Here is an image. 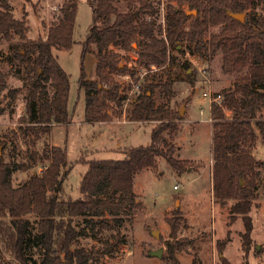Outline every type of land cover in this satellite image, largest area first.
I'll list each match as a JSON object with an SVG mask.
<instances>
[{
    "label": "trees",
    "instance_id": "1",
    "mask_svg": "<svg viewBox=\"0 0 264 264\" xmlns=\"http://www.w3.org/2000/svg\"><path fill=\"white\" fill-rule=\"evenodd\" d=\"M9 1L0 0V36L11 44L12 57L25 65L28 72L29 93L20 130L32 136L34 145L49 137L55 126L71 120L70 77L54 50H69L74 44L78 0H64L58 9V22L48 29L45 38L35 41L27 40V19H16ZM116 2L88 0L92 24L82 43V59L89 54L95 56L96 79L87 77L82 63L78 87L85 96V121L93 124L109 121L112 104L122 108L128 99L114 77L128 73V68L111 46L124 52L134 51L142 68L154 70L168 63L169 43L185 40L195 43L199 50L206 29L220 28L210 36L209 53L223 54L225 72L235 75L236 81L231 91L215 95L221 96V100L210 106L213 197L221 206L234 202L230 218L233 223L237 218L243 220L242 248L248 258L254 228L250 215L252 201L264 170V163L252 154L258 135L251 121L264 109V0H188L189 11L169 5L165 29L158 23L160 9L150 0H142L136 12H120ZM259 7L262 12L257 11ZM193 11L197 14L190 15ZM236 14H245V20H236L232 16ZM189 20L190 29L184 32ZM14 36L21 41L14 43ZM135 75L131 72L132 77ZM137 86L139 91L132 97L127 112L133 122L156 124L151 143L127 148L126 159L121 161L88 162L80 183L82 196L77 200L63 196L64 179L70 172L65 149L46 144L42 153L27 150V156L33 161L38 159L44 171L33 174L25 184L14 186V172H27L32 165L5 158L8 144L0 141V264H32L30 254L34 248L40 253L38 264H96L110 253L73 246L86 236L98 239V233L104 230L115 231V242L108 244V248L124 244L123 240H116L117 229L125 224L124 217L135 214L140 207L134 191L135 176L144 170L156 171L160 159L179 175L191 169V162L181 158V148L175 141L183 128L179 110L156 106L152 85L146 91L140 81ZM6 90V75L0 69V94ZM8 94L15 99V91ZM256 127L264 142V120L257 121ZM30 215L37 219L36 235L26 218ZM77 219L84 224L79 230L74 226ZM168 223L170 237L175 238L186 222L180 210H175ZM225 246V241L219 243V249ZM169 259L180 264L174 256ZM222 264L230 262L225 259Z\"/></svg>",
    "mask_w": 264,
    "mask_h": 264
},
{
    "label": "rangeland",
    "instance_id": "2",
    "mask_svg": "<svg viewBox=\"0 0 264 264\" xmlns=\"http://www.w3.org/2000/svg\"><path fill=\"white\" fill-rule=\"evenodd\" d=\"M63 1L9 2L16 19H27V40L35 41L45 38L48 29L58 22V9ZM141 1L117 0L116 6L120 12H136ZM150 1L160 9V25L162 8L165 15L169 5L185 11L190 10L188 0L181 4L178 0ZM257 11L262 12V7ZM189 14L197 13L193 11ZM190 22L189 20L184 26V32L189 31ZM91 24L92 10L88 0H78L74 44L69 50H54L59 64L70 77L68 107L71 120L67 124L55 126L49 137L34 145L31 142L32 136L25 135L20 130L29 93L28 72L25 65L12 57L11 44L0 36V69L6 75L7 83V90L0 94V141L8 144L5 158L18 164L27 162L32 165L27 172H14V186L27 183L33 174L39 173L43 168L38 159L33 161L27 156V150L42 153L47 144L66 150L70 172L64 179L63 196L77 200L82 196L80 183L88 170V162L121 161L126 159L127 148L148 146L151 143V133L156 124L133 122L128 113L131 101L128 102L127 99L122 108H116L112 104L109 109L111 119L106 123L93 124L85 121V96L83 91H79L78 82L82 63L87 77L90 80L96 79L95 56L89 54L82 59V43ZM162 30L165 37L166 32L163 28ZM219 30L218 27H208L199 50L195 43L185 40L169 43L168 63L154 70L142 68L134 51L124 52L111 46L113 50L118 51L122 65L128 68V73L114 76L121 85L123 96L135 97V93L131 94V91L140 81L145 91L148 85L153 86L156 106H168L179 111L184 109L181 116L183 128L175 141L181 148V158L191 162V169L179 175L164 159H160L156 171L144 170L137 174L134 191L140 201V207L135 214L124 217L125 224L117 229L119 233L116 240H123L124 244L108 248V244L115 242V231L104 230L98 233V239L86 236L73 246L110 253V256L102 258L96 264H173L170 256H174L180 264H222L225 259L230 264H264V170L252 201L250 215L254 228L248 258L242 248L241 234L245 229L243 220L237 218L233 223L230 218V209L234 202L229 201L227 205L221 206L213 197V120L210 114V97H205L204 93L212 96L224 94L233 89L236 81L235 75L225 72L223 54L209 53L210 36ZM20 41L18 36H14V43ZM131 72L136 75L132 77ZM138 74L141 76L137 77ZM9 91H15L14 100L8 94ZM48 91L52 93V88L49 87ZM230 115L231 113H228V116ZM261 120H264V109L251 120L258 135L252 154L256 160L264 163V142L256 127V122ZM183 199L188 201V211H182ZM175 210H180V215L186 223L178 235L171 238L168 220L172 218ZM26 218L31 223L33 235H36L37 219L32 215ZM74 226L79 230L84 224L81 219H77ZM155 231L159 232V238L155 237ZM224 241L226 246L219 249V243ZM160 249L163 250L165 259L152 256L153 252ZM30 255L32 264L33 261L40 263L41 257L37 248H34Z\"/></svg>",
    "mask_w": 264,
    "mask_h": 264
},
{
    "label": "built area",
    "instance_id": "3",
    "mask_svg": "<svg viewBox=\"0 0 264 264\" xmlns=\"http://www.w3.org/2000/svg\"><path fill=\"white\" fill-rule=\"evenodd\" d=\"M161 16H162V18H161L160 22H161L163 28L165 29V27H166V18H165L166 15H165V12H164V9L163 8L161 10ZM153 69H155V68H153ZM143 73L145 74V72H143ZM138 91H139L138 86L137 85H134V87H133V89L131 91V94H134V93H136ZM204 96L205 97H210V104H212L213 102H217L218 103L221 100V96H215V95L212 96L209 93H204ZM131 100H132V97L129 96V98L127 99V101L129 102ZM43 171H44L43 168L40 169L39 174L43 173ZM175 188H177V187H175Z\"/></svg>",
    "mask_w": 264,
    "mask_h": 264
},
{
    "label": "water",
    "instance_id": "4",
    "mask_svg": "<svg viewBox=\"0 0 264 264\" xmlns=\"http://www.w3.org/2000/svg\"><path fill=\"white\" fill-rule=\"evenodd\" d=\"M232 16H233L236 20L241 21V22H243V21L245 20V14H236V15H232ZM179 112H180V115L183 116V114H184V109H181ZM0 154H1V153H0ZM154 235H155V237L159 238V232L155 231V232H154ZM258 249H259V247H258ZM152 256H153V257H157V258H159V259H162V257H163V250L160 249V250H158V251L153 252V253H152Z\"/></svg>",
    "mask_w": 264,
    "mask_h": 264
},
{
    "label": "crops",
    "instance_id": "5",
    "mask_svg": "<svg viewBox=\"0 0 264 264\" xmlns=\"http://www.w3.org/2000/svg\"><path fill=\"white\" fill-rule=\"evenodd\" d=\"M64 2V1H63ZM63 4V3H62ZM61 4V5H62ZM103 123H106V122H103ZM97 124H101V123H97ZM188 211L189 210V205H188V201L184 200L183 199V208H182V211ZM187 218V217H186Z\"/></svg>",
    "mask_w": 264,
    "mask_h": 264
}]
</instances>
